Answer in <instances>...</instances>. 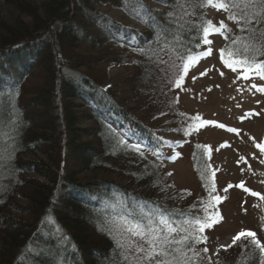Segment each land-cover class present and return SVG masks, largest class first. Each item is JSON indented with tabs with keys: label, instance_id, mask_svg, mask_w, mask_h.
Masks as SVG:
<instances>
[{
	"label": "trees",
	"instance_id": "16d2710c",
	"mask_svg": "<svg viewBox=\"0 0 264 264\" xmlns=\"http://www.w3.org/2000/svg\"><path fill=\"white\" fill-rule=\"evenodd\" d=\"M219 2L0 0V264H127L118 232L125 221L147 225L148 216L161 228L165 218L172 237L187 242L177 245L181 259L201 264L191 252L195 228L187 229L201 218L154 197L164 177L137 153L158 160L168 145L124 105H140L144 121L168 113L166 93L200 58L212 25L206 11ZM226 2L238 31L228 29L222 58L256 68L264 63V0ZM101 6L144 29L109 20ZM113 65L131 67L120 89L106 83Z\"/></svg>",
	"mask_w": 264,
	"mask_h": 264
},
{
	"label": "rangeland",
	"instance_id": "374dc122",
	"mask_svg": "<svg viewBox=\"0 0 264 264\" xmlns=\"http://www.w3.org/2000/svg\"><path fill=\"white\" fill-rule=\"evenodd\" d=\"M150 4L159 7L154 2ZM98 8L109 20L137 31L144 29L141 23L118 9ZM3 9L6 17L11 16ZM228 16L225 9H207L206 17L212 21L207 35L212 54L201 55L189 64L181 83L166 93L163 106L168 113L157 112L144 121L140 103L136 108L130 99L124 110L154 127L159 139L168 145L161 149L163 153L159 151L158 160L144 155L143 151L137 153L155 163L157 173L161 172L164 177L166 189L154 197L160 201L165 199L164 204L174 206L176 211L184 209L189 215L197 213L201 218L196 226L187 228H195L196 238H206L194 242L190 237L195 258L201 264H235L239 257L246 255L254 259L252 264H264L261 251L264 248V151L258 147L264 145V92L258 91L264 87V79L256 68L233 64L230 68L223 60L222 52L229 44L228 29L238 31ZM217 28H221L220 32ZM208 48L209 45L202 44L203 52ZM130 71L129 66L105 67L106 83L120 89L118 82ZM205 121L211 123L205 124ZM87 176L92 181L96 177L92 173ZM105 177L126 184L119 176ZM132 190L140 191L137 187ZM217 196L221 198L219 201ZM208 217L218 218V222L201 232ZM186 221L185 227H188L192 219ZM240 232L254 233L259 246L253 237H242L233 243V237Z\"/></svg>",
	"mask_w": 264,
	"mask_h": 264
},
{
	"label": "snow or ice",
	"instance_id": "6c2138e0",
	"mask_svg": "<svg viewBox=\"0 0 264 264\" xmlns=\"http://www.w3.org/2000/svg\"><path fill=\"white\" fill-rule=\"evenodd\" d=\"M211 5L213 0H207ZM218 9H225L228 5L225 2H219L218 4L213 5ZM258 22H264V18L258 20ZM244 23L250 24L251 20L245 19ZM223 23H221V28H223ZM221 28H217L216 31L220 32ZM205 38L203 43L209 45L208 51L201 53L200 55L208 56L212 54L211 41L207 39L208 30L204 29ZM228 67H232L231 63H227ZM256 71L261 73V78L264 79V63L257 64ZM206 74V73H202ZM255 87V85H253ZM260 92H264V87L258 89ZM199 119V117H197ZM205 124L211 122L205 121ZM219 127H224L219 125ZM228 131H235V129H228ZM187 135V133H185ZM134 148L138 146L134 145ZM261 151H264V145H258ZM240 187H243L241 184ZM211 191H215L214 188ZM256 195V193H253ZM221 198L216 197V200L219 201ZM148 224L144 225L142 223H132L130 221L124 222V227L119 230L117 238V248L121 250L124 261H127V264H191L187 256L182 255V249L177 247V245L187 244L186 241L176 240L172 237V233L176 231L174 227H171L168 224V221L165 218H161L159 224L161 227L153 226V221L150 216L146 217ZM208 220L211 223L207 222ZM218 222V218L208 217L206 218L205 224L201 227V232H203L204 227L211 228L213 223ZM247 239V237H253V242L259 246L260 242L255 240V234L252 232H240L238 235L233 237V243L240 240L241 238ZM200 239H206L204 237H193L194 242H199ZM230 246V245H229ZM189 247H191L189 245ZM206 252L207 249H204ZM261 251L264 252V248H261Z\"/></svg>",
	"mask_w": 264,
	"mask_h": 264
}]
</instances>
